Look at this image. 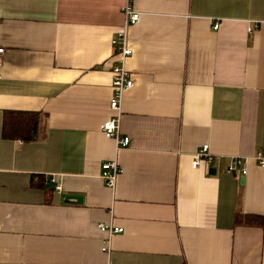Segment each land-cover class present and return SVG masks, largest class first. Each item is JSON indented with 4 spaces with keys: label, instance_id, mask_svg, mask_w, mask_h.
I'll list each match as a JSON object with an SVG mask.
<instances>
[{
    "label": "crops",
    "instance_id": "1",
    "mask_svg": "<svg viewBox=\"0 0 264 264\" xmlns=\"http://www.w3.org/2000/svg\"><path fill=\"white\" fill-rule=\"evenodd\" d=\"M124 3L0 0V264H264V168L227 169L264 154V0H133L116 152L101 125ZM8 112L39 116L32 141L3 137Z\"/></svg>",
    "mask_w": 264,
    "mask_h": 264
},
{
    "label": "built area",
    "instance_id": "2",
    "mask_svg": "<svg viewBox=\"0 0 264 264\" xmlns=\"http://www.w3.org/2000/svg\"><path fill=\"white\" fill-rule=\"evenodd\" d=\"M124 15V27L118 33V37L113 40L114 51L117 56V64L114 65L112 70V98L110 101V109L113 115L101 125V131L106 138L114 141L116 146V152L122 149L128 148L131 145V139L128 136H123L121 131L122 121V100L124 93L134 87L135 82L131 73L127 69V60L132 56L133 51L129 43V30L140 19L141 13L137 12L133 7V0H125L123 9ZM219 28V24L215 23L214 30ZM249 33H252V29L249 28ZM5 50L0 48V56L4 54ZM254 161L259 167L264 168V154L258 152L254 157H240L234 156L230 158L228 164V172L231 174H237L240 172L242 175H247L248 164L250 161ZM214 161V155L209 150V145H203L195 155L193 156L192 167L197 169L203 162L212 163ZM122 173V169L117 160L104 162L102 164L101 178L106 182L107 186L114 191L118 182V178ZM57 176L48 178V182L54 185V189L57 192L63 190L62 184L59 182ZM100 231L106 235L102 251L109 253L112 248V239L115 235L124 232L122 227L114 225V223L100 224Z\"/></svg>",
    "mask_w": 264,
    "mask_h": 264
},
{
    "label": "trees",
    "instance_id": "3",
    "mask_svg": "<svg viewBox=\"0 0 264 264\" xmlns=\"http://www.w3.org/2000/svg\"><path fill=\"white\" fill-rule=\"evenodd\" d=\"M39 116L36 113L8 112L4 116L3 137L6 139L22 140L30 142L38 131ZM37 186L46 189L44 179L39 177ZM48 195H52L50 189H46Z\"/></svg>",
    "mask_w": 264,
    "mask_h": 264
},
{
    "label": "water",
    "instance_id": "4",
    "mask_svg": "<svg viewBox=\"0 0 264 264\" xmlns=\"http://www.w3.org/2000/svg\"><path fill=\"white\" fill-rule=\"evenodd\" d=\"M210 173H211V174H214V173H215V170L212 169ZM234 175H236V174H234ZM66 199H67V200H74V201H77V203H79V204L82 203V197H80V196H68Z\"/></svg>",
    "mask_w": 264,
    "mask_h": 264
}]
</instances>
